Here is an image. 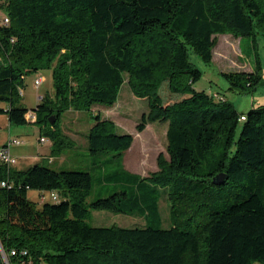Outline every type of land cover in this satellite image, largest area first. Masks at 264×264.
<instances>
[{"label":"trees","instance_id":"trees-1","mask_svg":"<svg viewBox=\"0 0 264 264\" xmlns=\"http://www.w3.org/2000/svg\"><path fill=\"white\" fill-rule=\"evenodd\" d=\"M227 33L252 38L255 66L222 75L232 89L253 92L263 78L264 0H0V114L33 120L21 105L24 78L51 69L54 93L33 110L52 153L73 143L61 125L69 109L94 116L92 154L120 156L132 146V133L93 112L117 102L126 74L148 97L137 130L169 122V157L159 154L158 169L147 177L121 169L109 177L124 188L91 201L89 171L0 161V242L18 250L11 264H264V104L239 113L223 93L197 88L203 71L190 55L211 63ZM32 189L61 200L38 206ZM161 197L170 203L166 227L150 224L162 223ZM90 208L141 212L147 225H92Z\"/></svg>","mask_w":264,"mask_h":264},{"label":"rangeland","instance_id":"rangeland-1","mask_svg":"<svg viewBox=\"0 0 264 264\" xmlns=\"http://www.w3.org/2000/svg\"><path fill=\"white\" fill-rule=\"evenodd\" d=\"M252 48V38L227 33L217 36L211 63L203 61L197 53L191 50V60L203 71L202 79L196 83L197 88L223 93L232 107L239 113H247L252 108L264 104V35L262 33L257 35V51L260 55L263 74L258 87L250 93L232 89L229 80L222 75L224 71H251L255 66V58L250 53ZM37 77L43 78L39 86L35 83ZM46 93H54L52 70L44 68L37 72L28 73L24 78L21 105L28 110H33ZM0 106L5 107L7 103L1 102ZM93 108V112L101 113L102 116L114 120L118 126V132L132 133L134 135L132 146L120 156L115 151L92 154L88 148L87 133L95 123L94 116L87 111L69 109L61 116L63 132L67 139L73 142L71 146L64 148L68 154L67 160L61 164L60 156L63 154L56 153L54 154L58 155L56 161L49 162L48 159L40 161L41 164L50 168L89 171L93 177L89 201L98 196L110 195L116 186L121 187L118 189L124 188L120 180L110 179V175L125 169L131 173L139 174L140 177H147L158 169L157 158L160 153H163L167 158L169 157L167 151L168 121H153L148 123L143 131L137 130V124L142 114L149 111V103L146 92L135 93L132 89L129 74L125 76V83L114 105L109 107L99 104ZM54 119L56 120L55 116ZM8 124L6 117L0 114V150L3 142L7 144L8 140L14 137L22 139L25 141L24 144L14 145L11 148V153L18 156L17 163L13 164V167L24 166L28 162H33L34 159L28 155L34 154L36 145L41 143L39 138L43 133H41L39 125L34 120H29L24 124L12 123L14 129L11 130L8 128ZM9 134L12 135L10 138ZM42 193L46 195L44 201L41 199L40 194ZM28 195L38 206L44 202L54 203L61 200L60 197L54 199L51 196V191L46 189H32ZM160 200L162 223L150 222V224L166 227L171 224L170 203L166 198L161 197ZM87 220L92 225H120L125 227L147 225V219L141 215V212L126 214L107 209L90 208ZM252 264L262 263L254 261Z\"/></svg>","mask_w":264,"mask_h":264},{"label":"built area","instance_id":"built-area-1","mask_svg":"<svg viewBox=\"0 0 264 264\" xmlns=\"http://www.w3.org/2000/svg\"><path fill=\"white\" fill-rule=\"evenodd\" d=\"M6 20V18H5ZM43 81V78L42 77H38L36 78L35 80V83L37 86H39ZM27 116L28 117H32L33 120L35 121L36 119V113L34 110H29L27 112ZM242 118H245V116H242ZM45 137L44 136H41L40 137V141H45ZM25 141L22 140V139H19V138H11L8 140V143L5 144L4 146L1 147V152H0V161L4 162V163H7L8 165H13L15 163H17V157L15 155H13L11 153V148L12 146L14 145H22ZM50 160L52 161L53 159L50 158ZM2 185H6L7 182L6 181H2L1 182ZM51 196L54 198V199H57L58 198V194L56 192H51ZM45 194H42L41 195V198L44 200L45 199ZM23 254H28V250L24 249L23 251ZM0 253H1V256H2V261H3V264H11L10 263V255H17L18 254V250L16 248H13L10 252H7L5 251V249L3 248L1 242H0Z\"/></svg>","mask_w":264,"mask_h":264},{"label":"crops","instance_id":"crops-1","mask_svg":"<svg viewBox=\"0 0 264 264\" xmlns=\"http://www.w3.org/2000/svg\"><path fill=\"white\" fill-rule=\"evenodd\" d=\"M94 110V108H93ZM1 115H4L6 117V119L8 120L9 124H8V128L9 129H14V127H12V123L9 121V118H8V115L7 114H1ZM63 128V126H62ZM17 129V128H15ZM64 129V128H63ZM65 131V130H64ZM12 135L9 134V138L11 137ZM41 137V136H40ZM46 139L45 141H41L40 144H37L36 147H35V153L34 154H29L28 156H31L34 161L33 162H28V164L22 166V165H19L15 168H18V169H24V168H27L29 166H31V164L33 163H40V161L44 160V159H48L49 162H54L56 161L57 159V156L58 155H54L55 153H52V140L47 137V136H44ZM16 138V137H14ZM40 139V138H39ZM7 140V139H6ZM25 143V142H24ZM23 143V144H24ZM6 143H2V146H4ZM61 154H63V156H60V161H61V164H64L65 161L67 160V157H68V154L66 152L65 149H63L61 152ZM59 153V154H60ZM16 157H18L17 155H15ZM20 156V155H19ZM22 157V156H20ZM50 158H52L53 160L51 161ZM30 192V191H29ZM40 193V192H39ZM41 195V194H40Z\"/></svg>","mask_w":264,"mask_h":264},{"label":"water","instance_id":"water-1","mask_svg":"<svg viewBox=\"0 0 264 264\" xmlns=\"http://www.w3.org/2000/svg\"><path fill=\"white\" fill-rule=\"evenodd\" d=\"M51 122H54L55 119H54V116H51ZM225 179V175L223 173H219L217 174L215 177H214V182L217 183V184H220L221 182H223Z\"/></svg>","mask_w":264,"mask_h":264},{"label":"bare ground","instance_id":"bare-ground-1","mask_svg":"<svg viewBox=\"0 0 264 264\" xmlns=\"http://www.w3.org/2000/svg\"><path fill=\"white\" fill-rule=\"evenodd\" d=\"M8 15V14H7ZM10 19L6 16V22H8Z\"/></svg>","mask_w":264,"mask_h":264}]
</instances>
